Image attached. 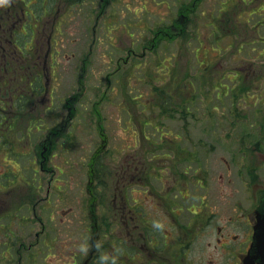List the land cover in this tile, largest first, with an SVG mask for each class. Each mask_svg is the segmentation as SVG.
Returning <instances> with one entry per match:
<instances>
[{
	"label": "rangeland",
	"instance_id": "1",
	"mask_svg": "<svg viewBox=\"0 0 264 264\" xmlns=\"http://www.w3.org/2000/svg\"><path fill=\"white\" fill-rule=\"evenodd\" d=\"M36 1L40 7L41 0ZM190 1L193 0H75L76 7L67 18L65 34L56 39H64L62 50L69 58L73 52L80 53L86 64L95 68V73L89 69L80 75L71 72L70 64H61L58 75L63 76L62 85L58 83L59 95L63 98L52 104V111L47 114L49 121L38 120L46 115L39 114L37 121L34 114H22L18 110L21 114L16 117L21 126L17 120V124L11 122L3 131L4 143L11 141L14 134L21 139L15 147L7 145L5 148L6 153L12 154L13 149L21 152L18 154L21 162L7 160L0 149L1 198L6 203L5 210L1 211L6 215L3 222L7 224L9 219L17 220L20 216L24 224V217L28 218L20 229L21 244L25 246L20 247L21 264H30L33 252H36V261L31 264H81L88 256L90 240H97V252L103 256L96 264H111L113 252L119 256V263L124 261L125 264L128 254L122 242L117 251L110 245L114 246L111 233L116 229L111 221L114 161L117 154L126 153L127 145L146 161H158L159 156L165 154L168 159L165 158L163 171L181 172L182 194L180 197L177 192L176 199L180 204L177 213L182 235L193 230L191 211L200 208L199 198L208 201V214L218 222L225 218L223 215L228 210L224 208L229 209L228 202H243L247 197L234 176L229 177L232 178L230 185H221L219 175L225 170L222 159L231 161L232 172L257 167V158L250 162L244 158L232 160L228 150H239V147H231L238 140H257L260 134L264 138V0L195 2V6L188 8L189 24L182 37L168 44L157 43V49H151L154 32L173 21L179 3ZM38 12L42 11H33L34 15ZM35 20L33 18L30 24L34 25ZM27 21H30L29 16ZM45 32L43 41L49 29ZM25 41L28 48L29 39ZM220 59L224 60L218 62ZM151 80L161 96L154 95ZM80 81L82 87L78 86ZM78 89L85 90V94L69 101L74 110L72 120L66 130H57L52 135L54 156L40 169L39 160L33 162L34 150L39 152L35 145L44 138L41 134L45 125L59 121V104L71 99ZM148 94L153 97H145ZM162 96L166 97V103ZM126 108L134 113V121L133 116L128 118ZM97 111L101 122H98ZM62 112L66 119L64 107ZM34 118L35 121H31ZM97 123L102 126L104 143L101 151L96 152L102 145ZM137 124L144 128L141 132ZM179 159L181 164L175 167ZM90 169H96L98 176L94 201L86 190ZM52 170L56 171L53 180ZM158 170L155 164L151 165L153 175H157ZM16 171H19L21 195L13 191ZM189 175L197 177L196 187L188 184ZM205 177L207 180H203ZM149 181L154 185L152 189L161 191V186L151 176ZM143 186L133 188V199H143L146 190ZM225 186L228 187L222 193ZM238 187L241 192L236 190ZM36 189L34 210L31 204L15 210L18 202H30V197L28 202L25 198ZM47 192L50 196L45 201ZM95 201L92 214L102 220L98 221L97 234L90 230L91 206ZM191 203L197 205L191 209ZM150 206L149 203L144 210L153 223L162 226L168 218H173L166 210L161 213L159 208ZM33 217L44 223L45 233L37 237V246L30 248L36 241L35 234L42 229L39 223L30 222ZM182 239L183 245L189 242L184 250L195 251L192 239ZM43 242H48L50 247L46 248L48 245L45 247ZM14 250L17 247L5 251L0 245V264H18Z\"/></svg>",
	"mask_w": 264,
	"mask_h": 264
},
{
	"label": "flooded vegetation",
	"instance_id": "2",
	"mask_svg": "<svg viewBox=\"0 0 264 264\" xmlns=\"http://www.w3.org/2000/svg\"><path fill=\"white\" fill-rule=\"evenodd\" d=\"M200 1L193 0L188 4H185V2L179 3V8L173 21L170 20L169 25H165V28L157 29L154 32L152 42L158 44L165 42L168 44V42L174 39L181 38L189 24L190 12L188 8L195 6V2L199 4ZM106 2L109 4V1ZM234 2L236 3V0ZM38 3L36 0L29 1L28 3L26 0H0V144L3 143L0 149L3 151L5 157L7 155V159L12 160L14 163L19 161L20 155L18 154L21 152L13 149V153L10 154L9 152L6 153L5 148L7 145L15 147L17 143L21 142V139L16 138L14 134V138L11 141L4 143V127L11 125V122L17 124V120L21 126V121L18 119V116L16 117L17 114L20 115L21 113L34 114L36 120L39 114L46 115V117H40L38 120L49 121L47 114L52 111V104L57 99L61 100L63 98L62 94L59 95L61 90L58 83L59 81L61 84V78L63 77L62 74L61 76L58 75L61 64H70V67H72V71H70L78 72L80 75L82 73L86 74L89 69L92 74L95 73V68L91 67L92 65L86 64V59L84 57L81 58L80 53L73 52L70 56L71 58H69L62 50L64 48L62 44L64 39H56L65 34L67 18H69L72 14L71 12L76 7L75 0H41L40 7ZM61 3L62 5H60ZM63 5H66V7L61 9ZM228 7L227 5V9ZM26 8H30L31 10L27 11ZM39 9L42 12L34 15L33 11ZM28 16L30 17L29 22L27 21ZM33 18L36 19L35 24L31 25L30 23ZM46 28L49 29V32L46 40L43 41ZM94 31L95 28H93ZM26 39H29L30 43L28 48H26ZM89 50H91V46ZM222 60L224 59H220L218 62ZM79 85L81 86V81ZM180 92L183 94L184 91ZM84 94L85 90L81 92L78 89L71 99L63 102V105L59 104L62 106H60L62 109L59 107L61 110L58 113L61 114L59 121L48 122L45 125L41 134V136L44 135V138L35 145L39 152L34 150V154L32 155L35 159L33 162L39 160L40 169L54 156L52 135L57 130H66L72 120L70 115L74 110L69 101L81 98ZM154 95L161 96L158 91L154 92ZM162 97L166 99L165 96ZM165 99L163 100L165 101ZM165 103H162L164 107ZM63 107L66 115H68L66 119H63ZM125 110L128 118L131 119L133 116L132 121H134L132 110L129 108ZM161 113L164 115L165 112ZM31 121H35V118ZM129 123L132 124L130 121ZM137 126L141 130L144 129L140 124H137ZM97 127L99 129L98 138L100 144L101 142L103 144L102 126L97 124ZM12 130L15 131V127ZM257 136H259V133H257ZM261 136L260 134L257 140L248 138L238 140L231 144V147H239V150H228V153H231L230 157L232 160L244 158L246 162H250L252 159L257 158L256 169L249 167V170L242 169L232 172L231 161L222 159L225 170L219 175L220 184L230 185L232 178L229 177L234 176L240 183V187L245 191L247 197L243 198L244 201L228 202L226 205L229 209L224 208V210H228L223 215L225 218L214 222L213 215L208 214L209 210L207 209L208 207L210 208L208 201L205 198H199L200 204L198 207L200 208H197V210L194 208L191 211L193 218L190 223L192 222L194 225L193 230H188L189 233L184 235H182L183 229L178 220L180 214L177 213L180 209V204H178L176 199L177 192H179L180 197L182 194L181 172L177 170L163 171V169H166L165 158L168 159L165 154L160 155L158 161H153L152 159L146 161L143 155L142 158L137 156L129 145L126 146V153H116L112 179L114 183L112 197L114 209L111 219L116 229L111 233L114 246L110 245V248L117 251L116 249L122 242L128 254L124 258L125 264H264V251L258 254L257 250H255L252 255H249L255 234V226L257 225V210L261 206L264 207V138ZM99 150H96V152ZM194 157L196 158V155ZM152 164H155L159 169L157 175H153V172L150 171ZM180 164L179 159L174 166L178 167ZM53 172L52 170L51 175H56V171L54 172L55 174ZM18 173L19 171H16V183L13 188L15 195H21L22 193L19 188L20 180ZM150 176L161 186L160 192L156 188L152 189L154 185L149 181ZM96 177L98 179L96 169L94 171L90 169L86 190L91 201L96 200L95 194L97 188L94 191ZM203 180H207V177L203 178ZM203 180L199 184L201 188ZM197 183V177L189 175L188 184L190 187L191 185L196 187ZM142 185L146 189L144 197L137 201L133 199L132 191L134 187L141 188ZM227 187L222 188V193L225 192ZM236 190L241 192L239 187ZM36 191L37 189L35 192H29L28 197L25 198L27 201L30 197V202H18L15 210H22L23 206L29 207L30 204L31 206L35 205L37 203ZM1 194L0 188V245L4 247L5 251L6 248L11 251L17 247V250H14V254L18 255L16 263L21 264L20 247L23 248L25 246L21 244L20 229L25 226L24 224L27 223L28 218L24 217V224H21L20 216L17 217V220L9 219L7 224H5L3 219L6 215L1 211L5 210L6 203L1 198ZM49 196L47 192L44 200L48 201ZM228 198L230 199L229 192ZM149 203L151 204L150 208H159L161 213L166 210L173 218H168V222L162 226L153 223L149 220L147 211L144 210ZM34 205L32 211L34 210ZM95 205L96 201L91 206L92 224L90 230L93 229L94 233L97 234L100 231L98 221L101 222L102 220L100 218L97 220L95 214H92L95 211ZM194 205L197 204H190L191 209ZM31 221L39 223L42 228L39 233L35 234L36 241L30 245V248H35L37 246V237L45 233V225L38 219H34V217ZM119 227L120 230H118ZM183 237L192 239L190 242L193 243L195 251L186 250L189 242L183 245ZM95 241L97 240H90L88 256L84 258L81 264H96L98 258L101 259L103 257L98 254L97 242ZM46 244L48 245L47 247ZM43 245L46 248L50 247L48 242H43ZM184 248L186 249L184 250ZM35 261L36 252H33L31 253L30 264ZM109 261L110 263L112 262L111 264H118L119 256L113 252L112 259ZM123 263L124 261H120L119 264Z\"/></svg>",
	"mask_w": 264,
	"mask_h": 264
},
{
	"label": "water",
	"instance_id": "3",
	"mask_svg": "<svg viewBox=\"0 0 264 264\" xmlns=\"http://www.w3.org/2000/svg\"><path fill=\"white\" fill-rule=\"evenodd\" d=\"M261 212L263 213V207L261 208ZM257 226L255 227V230L257 231V234L254 236V243L252 245V248L250 250V253H252L255 250V245L257 246V253L264 251V215H262L260 212L257 213ZM257 243V244H256Z\"/></svg>",
	"mask_w": 264,
	"mask_h": 264
}]
</instances>
